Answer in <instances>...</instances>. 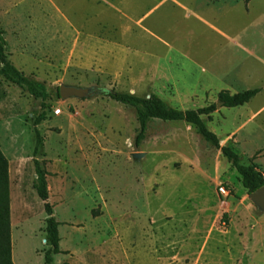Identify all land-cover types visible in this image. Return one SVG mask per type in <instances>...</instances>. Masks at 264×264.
<instances>
[{
  "label": "rangeland",
  "instance_id": "1",
  "mask_svg": "<svg viewBox=\"0 0 264 264\" xmlns=\"http://www.w3.org/2000/svg\"><path fill=\"white\" fill-rule=\"evenodd\" d=\"M0 31L10 60L49 93L0 77L15 264H46L49 248L35 157L60 222L52 264H264V212L194 126L154 119L137 146L133 107L59 95L61 84L105 86L186 110L261 87L203 120L264 174V0H0Z\"/></svg>",
  "mask_w": 264,
  "mask_h": 264
},
{
  "label": "trees",
  "instance_id": "2",
  "mask_svg": "<svg viewBox=\"0 0 264 264\" xmlns=\"http://www.w3.org/2000/svg\"><path fill=\"white\" fill-rule=\"evenodd\" d=\"M0 74L8 81L26 89L36 98L45 99L49 93L46 86L35 79L25 75L10 60L6 50V41L3 32L0 31ZM99 95L112 99L123 105L133 107L139 122V131L136 135L135 144L138 146L144 141L148 134L149 124L154 119L163 121H184L194 126L201 137L221 150L223 156L236 168L241 177L243 186L249 193L264 185V174L252 161L243 163L241 155L230 146L220 144L217 134L210 130L205 124L203 117L211 115L217 110V103H212L197 109L181 110L170 106L162 97L152 93L147 96H140L130 92L119 91L115 88L96 86ZM260 88H251L244 91L231 93L229 90H222L218 95V101L224 107L243 106L251 101ZM44 119L41 114L35 121L37 126ZM37 144L35 156L39 153L42 144L40 131L36 128ZM256 159V155L253 160ZM34 166L36 181L34 189L39 198L44 202L46 218V239L49 248L45 251L46 264H52L54 255L64 253L60 247V222L53 214V205L49 202L48 175L49 172L42 166V162L35 157ZM223 219L228 221L229 215L224 213ZM0 264H15L12 258V235H11V210H10V177L9 161L0 148Z\"/></svg>",
  "mask_w": 264,
  "mask_h": 264
},
{
  "label": "water",
  "instance_id": "3",
  "mask_svg": "<svg viewBox=\"0 0 264 264\" xmlns=\"http://www.w3.org/2000/svg\"><path fill=\"white\" fill-rule=\"evenodd\" d=\"M59 95L62 99L81 98L88 99L99 95L96 86L86 87L71 84H61L59 87ZM223 106L222 102H217V107ZM140 154H137L139 156ZM249 199L264 212V185L249 193Z\"/></svg>",
  "mask_w": 264,
  "mask_h": 264
},
{
  "label": "crops",
  "instance_id": "4",
  "mask_svg": "<svg viewBox=\"0 0 264 264\" xmlns=\"http://www.w3.org/2000/svg\"><path fill=\"white\" fill-rule=\"evenodd\" d=\"M0 75H1V74H0ZM0 77H3V76L1 75ZM3 78H4V77H3ZM4 79H5V78H4ZM254 88H260V92L262 91V88H261V87H254ZM249 89H251V88H249ZM260 92H259V93H260ZM259 93H258V94H259ZM258 94H257V95H258Z\"/></svg>",
  "mask_w": 264,
  "mask_h": 264
},
{
  "label": "built area",
  "instance_id": "5",
  "mask_svg": "<svg viewBox=\"0 0 264 264\" xmlns=\"http://www.w3.org/2000/svg\"><path fill=\"white\" fill-rule=\"evenodd\" d=\"M222 191H223V192H226V191L224 190V188H222Z\"/></svg>",
  "mask_w": 264,
  "mask_h": 264
}]
</instances>
